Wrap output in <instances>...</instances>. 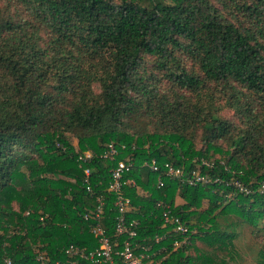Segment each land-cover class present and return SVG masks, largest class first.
I'll list each match as a JSON object with an SVG mask.
<instances>
[{"label": "trees", "instance_id": "1", "mask_svg": "<svg viewBox=\"0 0 264 264\" xmlns=\"http://www.w3.org/2000/svg\"><path fill=\"white\" fill-rule=\"evenodd\" d=\"M118 161L133 164V239L115 233ZM165 164L210 182L189 186ZM98 197L115 250L129 242L142 264H237L240 222L264 239V0H0V264L95 249L84 216Z\"/></svg>", "mask_w": 264, "mask_h": 264}, {"label": "built area", "instance_id": "2", "mask_svg": "<svg viewBox=\"0 0 264 264\" xmlns=\"http://www.w3.org/2000/svg\"><path fill=\"white\" fill-rule=\"evenodd\" d=\"M119 154L118 150L111 144L104 151L102 155L103 159L113 161L116 156ZM92 154L87 152L83 155H79L78 160L82 162H86L91 159ZM133 166L131 162L118 161L116 165L110 170L111 179L108 186V191L112 192L115 196V207L118 210V216L116 218L115 223V233L117 235L126 234L129 239H133L136 237V231L134 228L137 226V221L132 220L129 223V226L126 224V213L130 209L129 199L123 195L122 186H123V174ZM151 170L154 172L158 171V167L153 161L151 166ZM166 175L170 176L173 179L179 180L188 184L189 186H196L198 184H207L210 182V178L202 175L199 171L193 170L190 172L188 176L183 175V171L180 168H175L169 164H165ZM85 173V183H88V178L90 175V170L86 169ZM134 185V181H127ZM163 182L161 178H158V187H161ZM88 191H91L89 187H87ZM98 205L93 210L90 211L89 214H85V220H93L95 224L91 227V233L93 237L97 240L98 246L93 250H86L85 248H81L75 245H69L65 249V255L69 264H78V261H85L92 264H142L141 260L143 258L149 259L150 255H141L136 256L133 253V249L129 242H124L123 248L120 250H115L116 244H112L109 236L106 234V231L100 226V220L103 214V206L104 202L101 197L97 198ZM156 206L162 209V217L165 223H169L173 225V229L176 233L181 235H185L188 232L187 227L181 222L179 217H175L171 215V211L168 205H165L162 202H158ZM186 238H184L181 242L176 241L175 246L185 244ZM9 264V263H7Z\"/></svg>", "mask_w": 264, "mask_h": 264}, {"label": "rangeland", "instance_id": "3", "mask_svg": "<svg viewBox=\"0 0 264 264\" xmlns=\"http://www.w3.org/2000/svg\"><path fill=\"white\" fill-rule=\"evenodd\" d=\"M225 115L229 117L231 113H225ZM67 138L69 142L77 148V140L70 134H67ZM197 147H201V144H198ZM215 157L218 158L221 156L216 155ZM198 169L199 167L196 168V171H198ZM177 202L179 203L180 200H177ZM235 233L236 237L233 243L238 252L237 264H257V252L261 248V242L264 240L261 234L256 237L252 228L241 222L237 223ZM195 246L203 249L206 247L203 244H199L197 241L195 242ZM187 254L194 257L195 251L190 249Z\"/></svg>", "mask_w": 264, "mask_h": 264}]
</instances>
